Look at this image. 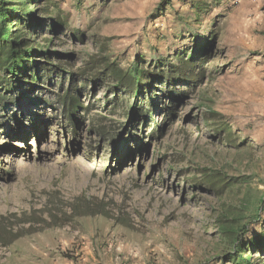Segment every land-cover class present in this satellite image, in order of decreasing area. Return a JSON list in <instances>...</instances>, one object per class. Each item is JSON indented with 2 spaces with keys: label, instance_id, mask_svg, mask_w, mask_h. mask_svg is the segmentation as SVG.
I'll return each mask as SVG.
<instances>
[{
  "label": "rangeland",
  "instance_id": "1",
  "mask_svg": "<svg viewBox=\"0 0 264 264\" xmlns=\"http://www.w3.org/2000/svg\"><path fill=\"white\" fill-rule=\"evenodd\" d=\"M39 3L50 66L0 107V264H234L221 216L241 217L245 244L264 232V0ZM106 59L179 75L134 99ZM243 258L264 264V248Z\"/></svg>",
  "mask_w": 264,
  "mask_h": 264
},
{
  "label": "trees",
  "instance_id": "2",
  "mask_svg": "<svg viewBox=\"0 0 264 264\" xmlns=\"http://www.w3.org/2000/svg\"><path fill=\"white\" fill-rule=\"evenodd\" d=\"M39 2H45V0H0V107H5V105L11 106L16 101L17 107H19L21 105L19 101L21 97L17 93L18 90H23L24 87L36 88L39 86L42 80V70L45 66H50L45 62H41V60L48 61L52 53L39 47L34 40L37 27L40 26L39 24L41 22L42 24L46 23L38 19L39 10L32 11V8L40 4ZM217 2H220V0H217ZM60 26L57 24L55 28ZM181 62L183 64L182 68L187 70L189 64L194 61L192 57L189 63L183 59H181ZM102 65H104V69L100 73L101 76L110 75L118 85L114 87V90L120 91L122 88H125L127 89L126 92L134 99L137 98L138 94H142L146 90L143 89L144 87H148L151 93L156 90L153 85L155 81H161L162 84H166L167 90L164 93H168V96H170L168 86L175 79L174 76L179 75V72L176 71L179 67H170V70L166 71L165 74L162 72L160 75L154 73L149 75L138 69V66L135 67L133 72L128 73L107 59ZM177 79L180 82L187 83L184 78ZM78 94L74 89H69L65 91L61 99L62 112L69 121L75 122L73 126L78 125L80 111L82 110V102ZM14 98H16V101ZM150 104L151 100L146 105L140 106L135 102L131 112L132 116L147 118V116H150L148 114V111L150 112L148 109V107L150 108ZM18 116L19 114L8 117L6 121L14 119L16 122H20ZM6 124L9 123L6 122ZM129 156H133L132 152H130ZM209 181L206 182L208 191L215 192L216 194L219 193L220 191L217 189L215 183ZM238 181L237 179H230L228 188ZM262 204L263 207L260 212L264 208V202ZM241 220L239 215H232V217L222 215L219 227L221 234L228 241L232 242L233 248L237 253L231 263L245 264L246 262V264H251L248 260L245 261L243 254L249 252V250L262 252L264 248V232L253 241L245 244L243 238L246 236L248 227L245 225L241 226Z\"/></svg>",
  "mask_w": 264,
  "mask_h": 264
}]
</instances>
